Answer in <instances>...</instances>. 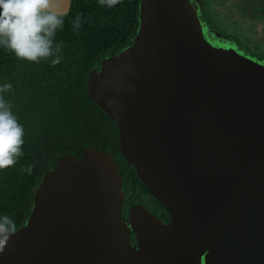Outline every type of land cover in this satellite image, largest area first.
<instances>
[{
    "label": "water",
    "instance_id": "1",
    "mask_svg": "<svg viewBox=\"0 0 264 264\" xmlns=\"http://www.w3.org/2000/svg\"><path fill=\"white\" fill-rule=\"evenodd\" d=\"M201 9L138 0L129 44L86 75L168 222L141 204L121 215L111 153L84 145L41 174L0 264H264V62L210 34Z\"/></svg>",
    "mask_w": 264,
    "mask_h": 264
},
{
    "label": "trees",
    "instance_id": "2",
    "mask_svg": "<svg viewBox=\"0 0 264 264\" xmlns=\"http://www.w3.org/2000/svg\"><path fill=\"white\" fill-rule=\"evenodd\" d=\"M137 2L121 0L109 8L99 0H70L63 26L55 36L56 43L63 45L61 63L55 66L49 59L37 63L17 58L0 47V86L12 85L3 95L11 101L12 112L24 128L23 155L15 165L0 169V217L9 216L16 227L30 209L32 191L41 174L62 153L79 158L84 145L108 150L139 183L119 155L115 124L85 88L90 68L129 44L137 25ZM78 14H82L81 27L74 30ZM30 164L34 165L31 174L22 170ZM140 186L144 188L142 183Z\"/></svg>",
    "mask_w": 264,
    "mask_h": 264
},
{
    "label": "clouds",
    "instance_id": "3",
    "mask_svg": "<svg viewBox=\"0 0 264 264\" xmlns=\"http://www.w3.org/2000/svg\"><path fill=\"white\" fill-rule=\"evenodd\" d=\"M120 2L99 0L101 6L109 8ZM57 8L55 0H0V47L30 62L49 59L53 66L60 64L63 45L56 43L55 36L63 26L64 13ZM81 15L78 14L73 22L74 30L81 27ZM10 90V83L0 86V169L15 165L23 155L24 128L12 112L11 101L5 100L3 95ZM33 167L30 164L22 170L31 174ZM16 230L9 216L0 217V252Z\"/></svg>",
    "mask_w": 264,
    "mask_h": 264
},
{
    "label": "flooded vegetation",
    "instance_id": "4",
    "mask_svg": "<svg viewBox=\"0 0 264 264\" xmlns=\"http://www.w3.org/2000/svg\"><path fill=\"white\" fill-rule=\"evenodd\" d=\"M200 2L202 9L198 14V18L210 34L213 31L221 33L227 37L229 42L234 43L242 54L264 62V0H227V15H225V18L238 24L242 34L241 40L234 34L223 33L212 25L211 21L209 24L204 13V4L201 0ZM114 162L121 176V190L123 192L121 215H126L129 206L141 204L161 221L168 222V216L162 206L149 194L144 185V188L140 186L141 182L139 180L138 183L131 177L130 169L127 167L122 168L115 158Z\"/></svg>",
    "mask_w": 264,
    "mask_h": 264
},
{
    "label": "rangeland",
    "instance_id": "5",
    "mask_svg": "<svg viewBox=\"0 0 264 264\" xmlns=\"http://www.w3.org/2000/svg\"><path fill=\"white\" fill-rule=\"evenodd\" d=\"M202 2L205 13L209 17L212 25L223 33L234 34L238 39H242L238 24L225 18V15H227V0H202ZM233 21L238 22L236 20Z\"/></svg>",
    "mask_w": 264,
    "mask_h": 264
}]
</instances>
